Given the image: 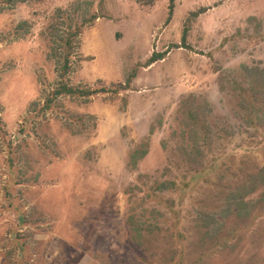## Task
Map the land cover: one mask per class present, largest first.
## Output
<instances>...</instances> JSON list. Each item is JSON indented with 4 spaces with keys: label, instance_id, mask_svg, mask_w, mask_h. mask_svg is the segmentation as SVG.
I'll use <instances>...</instances> for the list:
<instances>
[{
    "label": "rangeland",
    "instance_id": "rangeland-1",
    "mask_svg": "<svg viewBox=\"0 0 264 264\" xmlns=\"http://www.w3.org/2000/svg\"><path fill=\"white\" fill-rule=\"evenodd\" d=\"M4 2L0 264H264V0Z\"/></svg>",
    "mask_w": 264,
    "mask_h": 264
},
{
    "label": "trees",
    "instance_id": "trees-1",
    "mask_svg": "<svg viewBox=\"0 0 264 264\" xmlns=\"http://www.w3.org/2000/svg\"><path fill=\"white\" fill-rule=\"evenodd\" d=\"M3 0H0V2H2ZM6 3V5H10L12 3H14L16 0H4ZM94 19H96L95 16H93L92 21H94ZM86 24V18L82 19V22H77L75 25V30H69L68 34H66L65 37H67V41H66V45H67V50H66V62L64 64V69H67L69 67V58L71 57V54L73 52V46L72 44L74 43L76 37L80 34V32L82 31L83 27ZM164 54L162 53H155L151 59L149 60V62H155L161 58H163ZM68 61V62H67ZM148 62V63H149ZM126 86V85H125ZM95 91V90H93Z\"/></svg>",
    "mask_w": 264,
    "mask_h": 264
}]
</instances>
